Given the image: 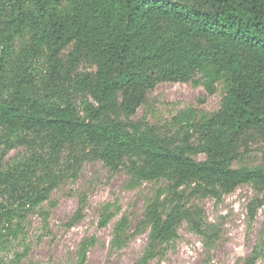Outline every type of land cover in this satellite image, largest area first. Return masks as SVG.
Listing matches in <instances>:
<instances>
[{"label":"trees","instance_id":"1","mask_svg":"<svg viewBox=\"0 0 264 264\" xmlns=\"http://www.w3.org/2000/svg\"><path fill=\"white\" fill-rule=\"evenodd\" d=\"M84 59L92 74L77 72ZM195 77L208 91L222 86L216 111L187 108L167 133L132 120L159 83ZM256 135L264 0H0V235L22 231L32 212L47 215L54 191L98 161L130 183L158 185L135 264L183 225L210 248L213 225L192 200L245 184L264 191V167L240 163L242 140Z\"/></svg>","mask_w":264,"mask_h":264},{"label":"rangeland","instance_id":"2","mask_svg":"<svg viewBox=\"0 0 264 264\" xmlns=\"http://www.w3.org/2000/svg\"><path fill=\"white\" fill-rule=\"evenodd\" d=\"M77 72L92 74L94 66L84 59ZM222 94V86L208 91L196 77L186 83H159L132 120L171 132L178 113L187 108L197 116L212 113ZM18 152L11 151L7 158ZM240 154L242 165L264 167V136L244 138ZM157 188L130 183L123 172H111L98 161L85 162L78 179L60 186L44 204L47 215L32 212L22 231L0 235V264H135L148 239L144 209ZM255 199L261 206L255 208ZM193 201L213 225V245L204 247L183 225L177 238L148 264H242L253 252V264H264L263 190L245 184L220 199Z\"/></svg>","mask_w":264,"mask_h":264}]
</instances>
